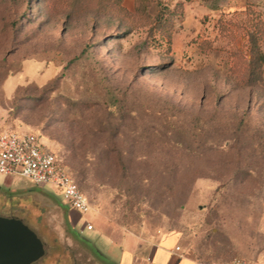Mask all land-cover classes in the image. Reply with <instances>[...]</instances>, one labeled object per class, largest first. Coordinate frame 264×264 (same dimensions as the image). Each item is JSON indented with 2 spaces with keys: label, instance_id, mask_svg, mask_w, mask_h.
Instances as JSON below:
<instances>
[{
  "label": "rangeland",
  "instance_id": "obj_1",
  "mask_svg": "<svg viewBox=\"0 0 264 264\" xmlns=\"http://www.w3.org/2000/svg\"><path fill=\"white\" fill-rule=\"evenodd\" d=\"M3 130L36 134L91 203L0 174V215L44 242L32 264H107L126 234L264 264V0H0Z\"/></svg>",
  "mask_w": 264,
  "mask_h": 264
},
{
  "label": "built area",
  "instance_id": "obj_2",
  "mask_svg": "<svg viewBox=\"0 0 264 264\" xmlns=\"http://www.w3.org/2000/svg\"><path fill=\"white\" fill-rule=\"evenodd\" d=\"M0 174L21 175L35 185L50 184L61 191L62 199L80 214L91 210L88 197L76 184L73 177L46 148L40 138L28 131H0ZM90 231L93 226L85 221L82 230ZM179 249L178 246L175 247ZM227 264H262L235 257Z\"/></svg>",
  "mask_w": 264,
  "mask_h": 264
},
{
  "label": "crops",
  "instance_id": "obj_3",
  "mask_svg": "<svg viewBox=\"0 0 264 264\" xmlns=\"http://www.w3.org/2000/svg\"><path fill=\"white\" fill-rule=\"evenodd\" d=\"M106 239L112 245L121 244L123 247L119 255L111 247L104 254L96 249L97 255L108 260L107 264H204L184 246L178 245L176 235H166L151 242H140L137 237L129 234L119 237L108 235Z\"/></svg>",
  "mask_w": 264,
  "mask_h": 264
},
{
  "label": "water",
  "instance_id": "obj_4",
  "mask_svg": "<svg viewBox=\"0 0 264 264\" xmlns=\"http://www.w3.org/2000/svg\"><path fill=\"white\" fill-rule=\"evenodd\" d=\"M45 254L44 242L20 218L0 215V264H32Z\"/></svg>",
  "mask_w": 264,
  "mask_h": 264
},
{
  "label": "trees",
  "instance_id": "obj_5",
  "mask_svg": "<svg viewBox=\"0 0 264 264\" xmlns=\"http://www.w3.org/2000/svg\"><path fill=\"white\" fill-rule=\"evenodd\" d=\"M250 52H251V60L249 61V63H253L254 65H259V63L262 60V56L259 53V50L257 48V40L255 39L254 34L250 35V46H249ZM257 80L255 79L254 82H256ZM56 156V155H55ZM57 158V156H56ZM58 159V158H57ZM61 164L62 162L59 161ZM63 165V164H62ZM77 184V182H76ZM78 185V184H77ZM79 187V186H78ZM80 188V187H79Z\"/></svg>",
  "mask_w": 264,
  "mask_h": 264
}]
</instances>
